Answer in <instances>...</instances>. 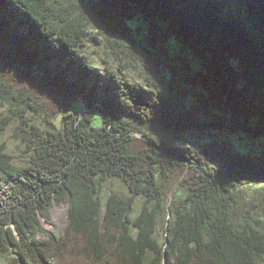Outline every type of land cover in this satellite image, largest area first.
I'll use <instances>...</instances> for the list:
<instances>
[{
	"label": "trees",
	"instance_id": "trees-1",
	"mask_svg": "<svg viewBox=\"0 0 264 264\" xmlns=\"http://www.w3.org/2000/svg\"><path fill=\"white\" fill-rule=\"evenodd\" d=\"M106 1L0 0V262L264 264V0Z\"/></svg>",
	"mask_w": 264,
	"mask_h": 264
},
{
	"label": "rangeland",
	"instance_id": "rangeland-1",
	"mask_svg": "<svg viewBox=\"0 0 264 264\" xmlns=\"http://www.w3.org/2000/svg\"><path fill=\"white\" fill-rule=\"evenodd\" d=\"M103 1L107 2L106 0H103ZM102 4H104V3H102ZM127 15H128V18L131 20L128 23V25L132 29L133 33L135 34L136 39H137V43L140 46H146L147 45L148 47H150V45L148 44L147 39H146L148 33L146 31V26H145L144 21L138 22L136 20L137 15L135 12L128 13ZM93 32L95 33V29L93 30ZM158 32H160V35L158 36V38H156V40L158 39L157 44L160 45L161 44L160 40H161V36H163V32H161L160 30ZM184 55H185V53H184ZM91 57H92L91 60L95 64H97L99 67L102 65L100 60L103 58V56L101 54H98L97 56H91ZM185 57L187 58L188 56L185 55ZM48 78L51 79V83H52V84L49 83V85H47L49 88L54 87V86H59V85L54 84L51 76H49ZM130 78L131 79L132 78L137 79V76L132 75V76H130ZM41 80H43V79H41ZM13 82L21 85V83L17 82V79L16 80L14 79ZM43 82L46 83L44 80H43ZM51 89L53 90L54 94L55 93L57 94V97L59 96L57 99L62 98L64 93L67 92L66 88H60V89L51 88ZM34 90H32V91L34 92L36 97H38L41 100H47L48 101L47 96L45 95L44 91H42V89L40 87H36ZM190 92L195 93L194 90H190ZM1 111H2V109H0V113H2ZM136 137L141 138L140 135H136ZM239 138H242V137H239ZM182 139L188 143L189 147H187V148H189L194 154H196L201 160H203V156L200 154L199 149L197 147V143L199 142V140L197 138V134H185ZM238 142H241V141H238ZM245 143L252 146V143H250V142H245ZM137 144H138V146L142 145V143L141 142L139 143V141L137 142ZM113 188L117 189V191L119 190L117 186H114ZM252 195H253V192L249 189H245L243 191V196L245 199H249ZM138 208H139V206L137 207V209ZM262 221L264 222V218H262ZM67 225H68L67 206L66 205H60L58 207H55L52 210L51 220L49 223L44 224V229L48 233H50L56 237H60L64 234V232L67 228ZM158 237L159 238L162 237L161 236V230H159V232H158ZM0 264H7V263L0 262Z\"/></svg>",
	"mask_w": 264,
	"mask_h": 264
}]
</instances>
